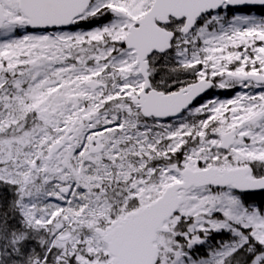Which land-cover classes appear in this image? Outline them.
Instances as JSON below:
<instances>
[{"label": "snow or ice", "instance_id": "obj_1", "mask_svg": "<svg viewBox=\"0 0 264 264\" xmlns=\"http://www.w3.org/2000/svg\"><path fill=\"white\" fill-rule=\"evenodd\" d=\"M0 264H264V0H0Z\"/></svg>", "mask_w": 264, "mask_h": 264}]
</instances>
